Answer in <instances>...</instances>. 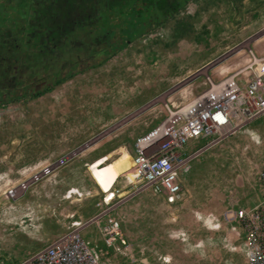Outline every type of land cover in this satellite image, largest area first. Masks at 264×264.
Instances as JSON below:
<instances>
[{
  "label": "rangeland",
  "instance_id": "374dc122",
  "mask_svg": "<svg viewBox=\"0 0 264 264\" xmlns=\"http://www.w3.org/2000/svg\"><path fill=\"white\" fill-rule=\"evenodd\" d=\"M251 53L264 57V0H190L104 64L0 106V264H23L74 223L101 264H250L245 237H264V114L212 147L190 141L175 204L142 187L132 156L207 79L242 72L245 84ZM107 218L125 242L114 251L98 231Z\"/></svg>",
  "mask_w": 264,
  "mask_h": 264
},
{
  "label": "trees",
  "instance_id": "16d2710c",
  "mask_svg": "<svg viewBox=\"0 0 264 264\" xmlns=\"http://www.w3.org/2000/svg\"><path fill=\"white\" fill-rule=\"evenodd\" d=\"M189 1L0 0V106L104 64Z\"/></svg>",
  "mask_w": 264,
  "mask_h": 264
},
{
  "label": "built area",
  "instance_id": "2783aa9c",
  "mask_svg": "<svg viewBox=\"0 0 264 264\" xmlns=\"http://www.w3.org/2000/svg\"><path fill=\"white\" fill-rule=\"evenodd\" d=\"M251 55L253 61L249 67L255 65V68L246 75L245 84L235 79L242 72L219 83L207 79L206 91L187 105L170 110L164 120L136 141L132 175L139 179L143 188H151L167 203L175 204L181 193L179 169L185 165L180 156L190 141L201 139L212 147L224 137L234 120L239 121L237 126L240 127L264 114V57L256 59ZM48 170L44 171L48 173ZM17 194V189L9 191L10 196ZM238 216L244 222L242 211ZM73 226L66 235L30 256L23 264H101L97 246L81 235L85 224L74 223ZM97 226L108 249L114 251L116 244H125L114 219L107 218ZM245 246L250 264H264V237L250 234L245 237Z\"/></svg>",
  "mask_w": 264,
  "mask_h": 264
},
{
  "label": "crops",
  "instance_id": "0c3cea01",
  "mask_svg": "<svg viewBox=\"0 0 264 264\" xmlns=\"http://www.w3.org/2000/svg\"><path fill=\"white\" fill-rule=\"evenodd\" d=\"M124 172H126V170H125ZM115 180H116V179H114V180L111 182V184H112L113 182H115ZM112 185H113V184H112ZM112 185H111V186H112Z\"/></svg>",
  "mask_w": 264,
  "mask_h": 264
},
{
  "label": "bare ground",
  "instance_id": "6f19581e",
  "mask_svg": "<svg viewBox=\"0 0 264 264\" xmlns=\"http://www.w3.org/2000/svg\"><path fill=\"white\" fill-rule=\"evenodd\" d=\"M174 105H175V104H174ZM126 153H127V152H126ZM127 154H128V153H127ZM128 156H129V154H128ZM129 157H130V156H129ZM67 160H68V159H67ZM91 166H92V165H91ZM108 196H109V195H108ZM108 196H107V197H108ZM91 226H92V225H91Z\"/></svg>",
  "mask_w": 264,
  "mask_h": 264
}]
</instances>
